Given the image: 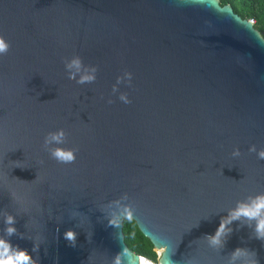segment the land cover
Instances as JSON below:
<instances>
[{
	"label": "water",
	"instance_id": "water-1",
	"mask_svg": "<svg viewBox=\"0 0 264 264\" xmlns=\"http://www.w3.org/2000/svg\"><path fill=\"white\" fill-rule=\"evenodd\" d=\"M0 37V238L36 264H140L131 219L161 264H264L254 221L209 237L264 193V34L251 21L220 0H0ZM73 56L94 82L68 79ZM61 128L69 164L43 148Z\"/></svg>",
	"mask_w": 264,
	"mask_h": 264
},
{
	"label": "clouds",
	"instance_id": "clouds-1",
	"mask_svg": "<svg viewBox=\"0 0 264 264\" xmlns=\"http://www.w3.org/2000/svg\"><path fill=\"white\" fill-rule=\"evenodd\" d=\"M249 21L252 23L254 20ZM255 23L256 22L254 21L252 24L255 25ZM9 47V44L2 37H0V55L7 54ZM64 67L66 69L68 79L75 80L77 84L92 83L96 79L97 68L95 66L84 65L79 56H73L71 59L66 60ZM122 82H126L130 85L131 73L125 71L122 76H118L116 78V84L112 87L113 93L118 91L117 85ZM119 99L125 104L130 103L126 93L121 92L119 94ZM108 103H112V101L109 100ZM65 142L66 133L64 129H57L56 131H50L45 135L43 148L49 153V156L58 163L69 164L75 161L76 150L61 147L60 145H63ZM249 151H256L255 146L250 147ZM232 155L239 156V150H234ZM257 156L259 159H264V149L259 150L257 152ZM41 163H43V161H41ZM241 218H244L249 222L254 221V232L256 234V238L264 240V193L249 196L245 201L237 202L236 207L229 210L228 215L221 219L215 234L209 236L212 238V243H217V238L221 234L225 235L226 232L231 231L227 225H230L233 221L241 220ZM4 222L6 224V234L9 237L16 234L17 230L14 227L16 223L15 217L11 214H6ZM109 224H112V222L109 221ZM226 229L227 231H225ZM63 237L71 246H75L76 233L74 231L70 229L66 230L63 233ZM33 251H36V248H33ZM160 251L163 252L164 249L161 248ZM240 251V248L233 251L234 258ZM140 258V264H145L143 259L145 257L140 256ZM0 264H36V260L33 259L28 251L21 249L18 246H14L9 240L0 238ZM115 264H120L119 256H117Z\"/></svg>",
	"mask_w": 264,
	"mask_h": 264
},
{
	"label": "trees",
	"instance_id": "trees-1",
	"mask_svg": "<svg viewBox=\"0 0 264 264\" xmlns=\"http://www.w3.org/2000/svg\"><path fill=\"white\" fill-rule=\"evenodd\" d=\"M221 5H231L235 14L242 19L254 20L255 27L264 34V0H220ZM123 231L127 246L137 255L151 261L157 260L153 244L131 219H124Z\"/></svg>",
	"mask_w": 264,
	"mask_h": 264
},
{
	"label": "built area",
	"instance_id": "built-area-1",
	"mask_svg": "<svg viewBox=\"0 0 264 264\" xmlns=\"http://www.w3.org/2000/svg\"><path fill=\"white\" fill-rule=\"evenodd\" d=\"M252 23H254V21H252ZM156 252H157V251H156ZM157 253H158V258H157L156 261H151V260H148V259L143 258L144 261H145V264H161V263L159 262L160 254H159V252H157ZM140 259H141V258H140Z\"/></svg>",
	"mask_w": 264,
	"mask_h": 264
},
{
	"label": "bare ground",
	"instance_id": "bare-ground-1",
	"mask_svg": "<svg viewBox=\"0 0 264 264\" xmlns=\"http://www.w3.org/2000/svg\"><path fill=\"white\" fill-rule=\"evenodd\" d=\"M160 252V251H159Z\"/></svg>",
	"mask_w": 264,
	"mask_h": 264
}]
</instances>
